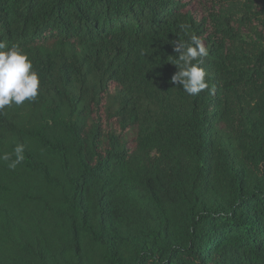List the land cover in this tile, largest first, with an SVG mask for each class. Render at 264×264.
<instances>
[{
  "label": "trees",
  "instance_id": "1",
  "mask_svg": "<svg viewBox=\"0 0 264 264\" xmlns=\"http://www.w3.org/2000/svg\"><path fill=\"white\" fill-rule=\"evenodd\" d=\"M194 2L0 0L41 81L0 111V264H264V0Z\"/></svg>",
  "mask_w": 264,
  "mask_h": 264
},
{
  "label": "clouds",
  "instance_id": "2",
  "mask_svg": "<svg viewBox=\"0 0 264 264\" xmlns=\"http://www.w3.org/2000/svg\"><path fill=\"white\" fill-rule=\"evenodd\" d=\"M190 25L181 23V31L187 32ZM5 44L0 42V50ZM174 50L178 58L172 61L179 71L172 77L173 84L182 85L183 91L196 96L209 90L207 73L201 65L209 52L202 38L193 34L187 42L179 40ZM41 81L39 74L34 70L32 61L18 47L13 46L8 51H0V111L13 105H23L35 102L39 95ZM214 91V88L212 89ZM25 145L17 144L14 149L15 159L5 153L0 155V160L8 162L9 169L15 170L24 161Z\"/></svg>",
  "mask_w": 264,
  "mask_h": 264
},
{
  "label": "rangeland",
  "instance_id": "3",
  "mask_svg": "<svg viewBox=\"0 0 264 264\" xmlns=\"http://www.w3.org/2000/svg\"><path fill=\"white\" fill-rule=\"evenodd\" d=\"M194 7L196 10H198L201 14L203 8L201 7V5H204L205 7L209 8L210 10H215L216 8H214L215 6H217L218 3H216L219 0H194ZM222 1V0H221Z\"/></svg>",
  "mask_w": 264,
  "mask_h": 264
}]
</instances>
